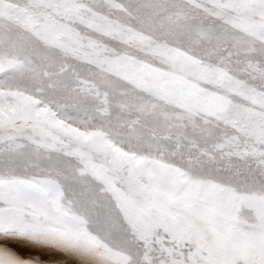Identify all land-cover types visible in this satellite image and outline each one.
<instances>
[{
	"label": "snow or ice",
	"instance_id": "6c2138e0",
	"mask_svg": "<svg viewBox=\"0 0 264 264\" xmlns=\"http://www.w3.org/2000/svg\"><path fill=\"white\" fill-rule=\"evenodd\" d=\"M38 3L0 0V25ZM248 49L225 48L235 94L209 114L105 128L119 148L100 155L8 127L0 94V264H264V45Z\"/></svg>",
	"mask_w": 264,
	"mask_h": 264
},
{
	"label": "rangeland",
	"instance_id": "374dc122",
	"mask_svg": "<svg viewBox=\"0 0 264 264\" xmlns=\"http://www.w3.org/2000/svg\"><path fill=\"white\" fill-rule=\"evenodd\" d=\"M118 3L39 0L0 25L8 127L115 151L105 128L209 114L214 97L235 94L220 70L225 48L264 45V17L222 0Z\"/></svg>",
	"mask_w": 264,
	"mask_h": 264
}]
</instances>
